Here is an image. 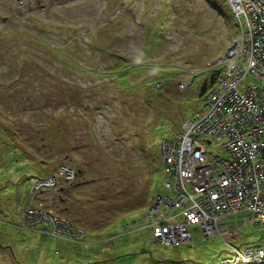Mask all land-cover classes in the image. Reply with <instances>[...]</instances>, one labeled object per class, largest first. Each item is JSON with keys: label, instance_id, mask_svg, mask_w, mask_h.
Segmentation results:
<instances>
[{"label": "rangeland", "instance_id": "rangeland-1", "mask_svg": "<svg viewBox=\"0 0 264 264\" xmlns=\"http://www.w3.org/2000/svg\"><path fill=\"white\" fill-rule=\"evenodd\" d=\"M17 1L0 0V264H220L259 244L249 215L221 221L239 235L228 244L193 226L191 242L161 245L146 223L173 195L160 143L196 119L201 84L239 41L226 0ZM219 145L200 147L223 159ZM63 164L75 178L34 197L30 181ZM36 201L83 230L79 243L26 228Z\"/></svg>", "mask_w": 264, "mask_h": 264}, {"label": "built area", "instance_id": "built-area-1", "mask_svg": "<svg viewBox=\"0 0 264 264\" xmlns=\"http://www.w3.org/2000/svg\"><path fill=\"white\" fill-rule=\"evenodd\" d=\"M226 2L239 26V41L222 60L221 73L203 96L196 119L160 143L161 181L173 195L156 198L146 212L150 217L146 223L153 240L161 245L191 242L187 228L193 226L199 227L203 239L223 235L228 244L239 235L221 221L237 215H249L250 221L264 225V0ZM22 5L19 0L18 6ZM247 77L257 83L245 84ZM183 83L179 89L186 97L190 82ZM213 139L219 142L223 159L211 157L200 147ZM75 176L73 168L60 165L55 174L30 181L32 195L54 190L62 186L60 182L67 185ZM41 203L26 210L32 216L36 212L39 221L23 213L24 226L43 227L45 234L56 239L78 242L84 232L42 210ZM230 248L233 255L220 264H264V234L257 245Z\"/></svg>", "mask_w": 264, "mask_h": 264}, {"label": "trees", "instance_id": "trees-1", "mask_svg": "<svg viewBox=\"0 0 264 264\" xmlns=\"http://www.w3.org/2000/svg\"><path fill=\"white\" fill-rule=\"evenodd\" d=\"M57 53H59L60 55H62L65 59H68V60H71V57H69L63 50H59V49H56L55 50ZM73 63V62H72ZM77 66V65H76ZM120 69V68H119ZM79 70V69H78ZM123 70V72H118V70H116L114 73H115V77L116 78H123L126 74L128 75V74H130V72H127L126 70H129V68L127 67V68H124V69H122ZM82 71V70H81ZM83 72V71H82ZM89 71H87L86 73H88ZM221 73V70H219L218 72H216V73H212V74H210V76H209V79H208V82H206V81H203V83L201 84V86H200V88H199V93H200V95H202V96H204L208 91H209V89L210 88H212V86H213V84L216 82L215 81V79L217 78V77H219V74ZM121 74V75H120ZM189 82H191V81H189ZM192 83V82H191ZM175 135V134H174ZM172 136V135H171ZM170 136V137H171ZM169 139V138H168ZM66 165V164H65ZM52 174V173H51ZM51 174H49V175H51ZM154 202H155V200H154ZM153 202V203H154ZM152 203V204H153ZM153 206V205H152ZM151 207V206H150ZM149 207V208H150ZM51 213V212H50ZM52 214V213H51ZM53 215V214H52ZM68 221V220H67ZM69 222V221H68ZM70 223V222H69ZM71 224V223H70ZM72 225V224H71ZM72 227H74L73 225H72ZM43 227H40V229H42ZM75 228V227H74ZM40 229H38V230H40ZM76 229H79V228H77L76 227ZM30 230V229H29ZM81 230V229H80ZM81 231H83V230H81ZM84 232V231H83ZM48 235V234H47ZM84 235H85V232H84ZM84 235H83V237H84ZM55 238V237H54ZM152 238V237H151ZM153 239V238H152ZM58 240V239H57ZM59 240H61V239H59ZM81 240V239H80ZM79 240V241H80ZM63 241H66V240H63ZM79 241L78 242H75V243H73V242H69V241H66V242H69V243H72V244H77V243H79ZM154 241V240H153Z\"/></svg>", "mask_w": 264, "mask_h": 264}, {"label": "clouds", "instance_id": "clouds-1", "mask_svg": "<svg viewBox=\"0 0 264 264\" xmlns=\"http://www.w3.org/2000/svg\"><path fill=\"white\" fill-rule=\"evenodd\" d=\"M24 3H25V1L23 0V5L21 6V7H23L24 6ZM17 5H18V1H17ZM18 7H20V6H18ZM222 60H224V59H221V61ZM157 198H159V197H157ZM232 247V246H231Z\"/></svg>", "mask_w": 264, "mask_h": 264}, {"label": "crops", "instance_id": "crops-1", "mask_svg": "<svg viewBox=\"0 0 264 264\" xmlns=\"http://www.w3.org/2000/svg\"><path fill=\"white\" fill-rule=\"evenodd\" d=\"M235 249V248H234Z\"/></svg>", "mask_w": 264, "mask_h": 264}]
</instances>
